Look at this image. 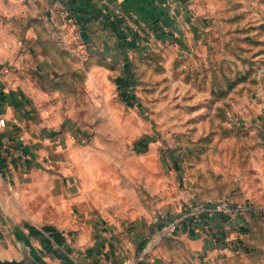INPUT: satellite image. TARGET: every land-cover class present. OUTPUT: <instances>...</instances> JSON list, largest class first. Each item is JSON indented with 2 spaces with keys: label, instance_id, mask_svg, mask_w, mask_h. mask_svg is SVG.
<instances>
[{
  "label": "crops",
  "instance_id": "0c3cea01",
  "mask_svg": "<svg viewBox=\"0 0 264 264\" xmlns=\"http://www.w3.org/2000/svg\"><path fill=\"white\" fill-rule=\"evenodd\" d=\"M68 1L0 0V18L8 20L0 24V71L12 62L16 71L0 78V260L132 264L156 239L160 213L197 203L181 156L160 155L150 132L160 109L143 104L145 91L135 83L151 74L150 52L168 55V66L190 76L210 75L221 61L214 15L205 0ZM22 16L27 39L47 33L72 58L55 65L40 56L25 72L13 36ZM36 19L46 24L33 26ZM134 22L149 27L142 40ZM63 63L80 71L83 98L60 94L67 91L58 81ZM235 103L243 118L236 125L264 134L263 100L243 93ZM189 213L161 246L177 259L239 250L250 232L245 214L229 224L216 215L195 225Z\"/></svg>",
  "mask_w": 264,
  "mask_h": 264
},
{
  "label": "rangeland",
  "instance_id": "374dc122",
  "mask_svg": "<svg viewBox=\"0 0 264 264\" xmlns=\"http://www.w3.org/2000/svg\"><path fill=\"white\" fill-rule=\"evenodd\" d=\"M205 1L213 11L215 41L221 57L213 73L200 70L190 76L184 67L168 66V55L150 52L145 57L150 60L151 74L135 83L136 91H145L143 104L160 109L157 129L150 131L160 141V155L171 151L181 156L180 166L197 196L196 204L160 213L159 221L171 223L198 205L220 201L253 207L256 214L250 219V233L239 250L218 251L192 263L169 255L171 250L165 248V243L161 247L174 231L159 229L147 252L131 260L132 264H264V134L246 126L238 127L237 121L243 118L233 109L243 93L256 95L264 105V0ZM44 22L36 19L32 25L40 27ZM0 24L7 26L8 20L0 18ZM28 25L22 16L13 35L20 47L18 60H26L25 67L21 66L25 72L32 70L40 56L52 58L55 65L72 58L70 51L64 56V50L52 46L51 42L58 39L47 33L39 32L27 39L24 29ZM31 47L32 55L25 56L26 49ZM172 60L178 62L179 58L173 56ZM13 63L2 66L8 72L0 71V78L16 72ZM20 63L24 65L23 61ZM60 68L63 74L58 75V81L67 89L60 94L67 95L71 90L75 98H83L80 71L64 63Z\"/></svg>",
  "mask_w": 264,
  "mask_h": 264
},
{
  "label": "built area",
  "instance_id": "2783aa9c",
  "mask_svg": "<svg viewBox=\"0 0 264 264\" xmlns=\"http://www.w3.org/2000/svg\"><path fill=\"white\" fill-rule=\"evenodd\" d=\"M115 14L120 15V9H117L115 11ZM64 17L67 20L68 23H73V18L72 16L69 15L68 12H64ZM133 31L135 32L137 38L139 40H142L143 38L146 37L148 33V26L145 25H140L138 23H132L131 25ZM4 73L8 72V69L5 68L3 69ZM263 94H264V87H263ZM3 124L2 119L0 117V126ZM264 141V139H263ZM248 210V207L246 205H237L235 207H232L229 205L228 202L226 201H220L218 203H210L208 205H202L195 207L194 210L190 211L189 216L193 217V222L195 225L201 224L203 225L204 223H207L209 220L214 218L216 215H221L223 220L225 221L226 224H229L231 222H235L238 220L242 215L245 214V212ZM183 220V218L179 220H174L171 223H166L161 222V230L163 232L166 231H175L180 222ZM227 238H225L224 241H226ZM241 248V247H240Z\"/></svg>",
  "mask_w": 264,
  "mask_h": 264
},
{
  "label": "trees",
  "instance_id": "16d2710c",
  "mask_svg": "<svg viewBox=\"0 0 264 264\" xmlns=\"http://www.w3.org/2000/svg\"><path fill=\"white\" fill-rule=\"evenodd\" d=\"M65 1V4L68 6L69 5V1L68 0H64ZM216 67V66H215ZM214 67V68H215ZM213 67L211 68V69H209L210 70V74L211 73H213V70L212 69H214ZM0 157H1V154H0ZM229 205L230 206H232V207H235V206H237V204H233V205H231L230 203H229ZM247 206V205H246ZM248 207V210L245 212V215H248V217L251 219L252 217H254L255 216V214H256V210L253 208V207H250V206H247ZM249 231V230H248ZM248 233H250V232H248Z\"/></svg>",
  "mask_w": 264,
  "mask_h": 264
},
{
  "label": "water",
  "instance_id": "95a60500",
  "mask_svg": "<svg viewBox=\"0 0 264 264\" xmlns=\"http://www.w3.org/2000/svg\"><path fill=\"white\" fill-rule=\"evenodd\" d=\"M0 264H17V263L13 261L0 260Z\"/></svg>",
  "mask_w": 264,
  "mask_h": 264
}]
</instances>
